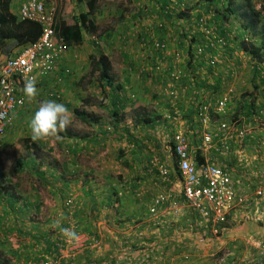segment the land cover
Listing matches in <instances>:
<instances>
[{
  "label": "crops",
  "instance_id": "crops-1",
  "mask_svg": "<svg viewBox=\"0 0 264 264\" xmlns=\"http://www.w3.org/2000/svg\"><path fill=\"white\" fill-rule=\"evenodd\" d=\"M13 1L12 10L17 13ZM152 1L157 6L155 10L153 9V13L156 12V14L153 16L152 23H155V25L151 28L156 30L158 37L164 38L170 43V50L184 48V46L179 45L178 36L175 35L179 32L177 28L182 25V21L179 18H169L165 10L160 9L164 4L168 5L170 1ZM171 1L175 2H171L169 7L181 8L183 6L181 10L186 15L182 14L180 16L185 17L184 20L202 15L207 18L209 23H212L213 11L208 10V5L201 0ZM186 8L187 10H185ZM189 13H191V16ZM159 20L165 23V29L157 27ZM130 22H132V19L126 22L127 29H121L124 44L128 45L131 41V48L123 50V54L119 58L109 57V63L112 65L109 77L112 80L115 92L109 87L105 89L109 102L106 106H103L104 108H101L103 114L100 115V123L105 119H109L111 123L108 126H113V131L114 128L119 130V136L116 138H118L117 145L120 153L114 159L111 156L97 158L98 170H93L90 167L83 169V171L86 170L85 174H90H86L87 180L83 182L82 190L78 192L79 199H75V201L82 206H86L84 210L88 211V215L90 214L89 209L95 208V205V210L101 212L98 225H103V227L99 228V233L96 236L105 241L109 233L120 234L122 239L136 243L138 250H134L131 254L138 257L142 255L143 258L145 253H151L152 257L156 256V261L153 264L263 263L264 248L258 247L257 243L264 242V120L258 122V119H255L254 112L251 111V101L248 102L247 107L242 106V104H236L238 101L235 96L233 99L237 102L231 103V114L240 112L242 120L238 122L232 121V119L229 120L233 131L229 139V150L219 149L218 146H221L222 143L218 139H214L215 146L213 148L209 150L200 148L204 134L206 132H217L219 124L215 114L211 115L212 123L208 126L199 122L197 105L194 100H200L199 102L214 101L222 96L226 91L221 90V84L223 83L221 66L223 65L224 71H228L229 74L233 62L236 61L230 59L231 53L227 51V48L220 47V49H217L216 52L221 66L216 71L209 72L205 69L209 67L207 60H205L203 64L205 68L202 65L198 68L196 74V77L204 78L203 81L200 80L202 86L199 87L196 85L198 80L192 78L188 70L187 73L190 76L184 79L186 93L181 95L179 102L175 105L178 107V104L181 103L183 108L180 111L183 114L184 127L190 139L195 160L209 161L221 166L230 173L237 193L248 196L250 199L248 204L236 202L228 215L227 223L219 226L216 232L212 230L213 228L206 227L194 210L189 208L183 200V188L179 171H175L172 164L173 160H176L171 145L174 128L173 124L164 118V115L171 108L169 105L171 100L166 102L165 97L162 98L160 84L164 82V79L159 78L158 83V80L153 77V75L157 76L152 72L156 59L154 58L155 60L153 59L154 62H152L148 59L129 57L131 53L135 52V49L139 48L137 45L140 43V39L142 47L145 46L142 42L144 41L143 34L149 30V28L142 27L139 38L135 34L136 30L128 27ZM146 24L147 22H143L144 26ZM118 33L120 34V32H108L106 37L108 45L116 44ZM169 37H172L173 40L170 41ZM196 42H198V39ZM203 45L207 47L212 45L215 48V42L212 41L205 43L204 40ZM195 46H198V44H195ZM110 47L112 46L110 45ZM229 48H232V46H229ZM4 58L5 55L0 54V62ZM79 62L80 60L77 59L76 67L72 66L70 73L69 90L72 91L70 96L75 100V97L79 96V84L82 78L78 70ZM183 62L184 59L178 62V68L182 70L185 69ZM201 64L202 62L199 63V65ZM65 65L62 58L59 62L58 71L50 78L63 74L66 69ZM73 70L77 74H73ZM142 71L145 72L141 73ZM50 78L45 79V81H49ZM64 87L66 86L64 85ZM64 89L66 90L67 87ZM133 94L135 99L132 98ZM257 97L259 98L258 103L263 107L264 87L262 93ZM239 98L242 99V97ZM112 100H117L119 104H114ZM254 109L257 111V107ZM74 113L81 117L85 112L77 109L74 110ZM251 115L254 116L253 120L244 125L243 123L246 120L244 117L248 116L251 119ZM145 118H150L153 121L151 126L147 127L145 125L143 122ZM88 119L90 121V118ZM94 124L98 125L97 123ZM142 128H145L144 130L152 129V132H155L153 134L156 135L158 141L156 147L151 148L147 144L149 140H143L144 136L142 135L146 132L138 131ZM242 128L246 129V135L243 139L239 138V132ZM73 139H75L76 144H84L83 139L80 137L76 136ZM154 160L172 170L168 181H163L159 167L153 163ZM117 168L118 170H116ZM260 189L263 192L261 196L257 194ZM160 193L170 194L180 202L181 217L179 219L174 220L166 206L161 208V212L157 217L150 214L149 208L152 201ZM109 201H112V203L110 204ZM87 217L81 220L80 224H93L90 215L88 219ZM25 221L32 224L28 219ZM109 248L108 242L105 241L102 250L93 249L89 250V253L94 251V253L92 252L94 255L102 256L108 253ZM131 249L133 248L131 247Z\"/></svg>",
  "mask_w": 264,
  "mask_h": 264
},
{
  "label": "rangeland",
  "instance_id": "rangeland-1",
  "mask_svg": "<svg viewBox=\"0 0 264 264\" xmlns=\"http://www.w3.org/2000/svg\"><path fill=\"white\" fill-rule=\"evenodd\" d=\"M47 1L55 6L56 18L66 19L68 22H74V17L78 16L81 11H85L87 8L85 3L80 4L77 0ZM169 1L170 3L168 5L164 4L163 7L160 8L162 11L166 10L164 7L170 6L171 2H175ZM253 1L255 8L259 9L264 16V0ZM13 2L15 4L14 9L17 10L18 0H14ZM98 5L101 9L99 8L93 15L96 31L94 33L85 31L83 41L71 45L68 52L64 54L63 61L66 64L65 72L59 74V76L56 75L61 80L58 81L55 76L50 78L54 75L52 74L48 77L50 78L49 81L44 80L36 84L38 95L31 100L25 96V109L16 117L13 126L8 128L1 137L0 188L2 187L3 190H0V252H5L6 257L4 258L9 261V264H30L34 262L35 256H39L41 259L43 254L49 256L52 260L57 259L59 262L57 264H77L78 259L81 260L82 264H85L84 260L87 256L86 254L89 253V250H93L92 248L89 250L85 249L78 255L65 257L60 255V252L57 254L56 247L58 244L63 243L65 239V235L61 231L62 228H67L75 233L87 232L91 235H95V233H93V228L89 227L88 224H80V222H82L81 220L85 219L87 216L88 219L89 215L87 214L88 211L84 210L86 206H82L75 201V199H79L78 192H81L82 184L87 180L86 174H90H85L86 170L83 171V169L85 167H90L93 170H98L99 165H97V158L100 156H111L112 159H114L116 155L120 153L117 145L118 138H116L117 136L113 131V126H108L111 121L105 119L100 123V115L103 114L101 108H104L103 106H106L109 102V97L105 94L106 91L103 90L101 85L102 80L100 79L98 60L99 58H105L109 61V57L119 58L122 56L123 50L131 48V41L128 45L124 44L123 32L121 29H127L126 22L131 21V19L132 22H130L128 27H132V29L136 30L135 34L138 35L139 38L142 27L154 31V28L151 27L155 25L152 21L156 12L153 13V11L157 6L152 0H99ZM181 8L177 9L179 10ZM185 10H187V8ZM189 11H191V9H189ZM189 15L191 16V13H189ZM203 18H205L206 25L211 27L212 23H209L206 17ZM143 22H147V24L144 26ZM160 22L161 20H159L157 24ZM189 22L191 25L186 26L188 37H193L196 41L198 39V44L200 45L204 43V40L205 43L208 42L209 38L206 36H204L205 39L203 38L201 30L196 26L194 17H191ZM178 27L177 31L179 30V32L175 34L176 37L179 33L182 34L185 31L181 25ZM227 27L235 28V25L234 23H228ZM108 32H120V34L118 33L117 35L116 44H110L112 47L106 42ZM171 35H173V33H171ZM169 40H173L172 37H169ZM139 41L140 43L137 45L139 48L135 49V52L131 53L129 57L132 56L137 59L143 58L154 62L153 59H156V52L148 46L142 47L141 39ZM169 44L168 42V45ZM195 44H197V42H195ZM187 46L188 44L186 43L184 48H182L185 54ZM230 46H232V48H227V51L232 52L238 63L236 64L234 62L229 70V74L228 71H224V67L223 65L221 66V63H218L217 68L214 69V71H216L218 67L221 66L223 71L221 90L227 92L232 89L234 91V98L236 96L235 99L238 101L236 104H242V106L247 107L248 102L254 100L255 103L253 107L256 108L260 105L257 96L262 93L264 87V73L262 77H254L255 74L249 57L245 53H241L242 51H237L239 49L234 51L236 43L231 42ZM169 47L171 46L169 45ZM19 49L20 48L15 49L14 52ZM108 51H110V53H108ZM175 51L176 49H172L169 52L171 54ZM7 56L9 55H5V58ZM215 56L217 57V61H219L218 55ZM208 57L209 55H207L206 59H208ZM77 59L80 60L78 70L82 78L79 84V99L75 97V100L70 96V92L72 91H70L69 88L71 67H76ZM230 59L232 58L230 57ZM2 62H0V64ZM178 64L179 63L174 64L176 68H178ZM111 69L112 65L110 64V71ZM262 69L264 72V67ZM141 70H143V68H141ZM73 74H77L76 71L73 70ZM154 78L157 79L159 83V78ZM259 79L260 81H258ZM64 85L67 87L66 90L64 89L66 88ZM160 85L161 87H159L162 89V83ZM54 92H56L59 97L51 96ZM162 94L164 95H162V98L165 97L167 100L166 102H169V98H167L168 95L164 91ZM239 97H242V99ZM132 98H134V94ZM49 99L56 100L67 106L72 124L66 131L60 132L55 136L33 141L31 138L29 121L38 108L39 102ZM235 99H233V102L236 101ZM178 105V109L183 110L181 103ZM77 109L81 112H85L84 116L86 118H90L89 124L82 121L81 117L74 113V110ZM230 116L235 122L242 120L240 112H233L232 114L230 112ZM253 117L254 116L250 119L248 116H245L244 118H246V120L243 124L245 125L252 121ZM255 119L261 122L264 120V114L255 116ZM94 123L98 125L96 126ZM67 133L82 138L84 144L79 145L80 143H78L76 145L75 139L66 137L68 136ZM153 133L152 130H149L142 135L144 136L143 140H149L147 144L151 146V148L154 146L156 147L158 142L156 140V135ZM145 146L148 147L147 145ZM73 149L79 153L77 156L73 153ZM32 152L36 154L34 155L37 159L36 162L40 164L43 163L42 166H37L35 164L33 167V165H31L32 163H29L28 156ZM18 160L24 161V168L22 171L18 168ZM44 170L47 171L50 177V183H42V181L39 180V177H43L42 173ZM58 170H60L65 179L70 180V183L72 182L71 185L69 183V186H65L63 184L64 180L58 181L57 188L60 189L61 194L54 191L56 190L54 176ZM116 170H118V168ZM4 190L7 193H4ZM11 192L16 196H23V198L35 204L40 203V208L37 211L34 207L32 210H28L27 217L24 216V212L18 213L14 211L12 209L14 203L8 198ZM62 197H64V199L69 197L67 201H71V205L66 206V204H62L60 207L59 200ZM61 208L65 210L64 214L61 212ZM90 210L91 209H89V211ZM27 219L32 220V224L25 221ZM57 221H59V224H57ZM101 227H103V225L99 226L100 229ZM106 227L109 228L107 225ZM92 252L94 253V251ZM27 256L30 257L29 261L26 259ZM39 261L36 260V262ZM41 263L40 261L39 264Z\"/></svg>",
  "mask_w": 264,
  "mask_h": 264
},
{
  "label": "built area",
  "instance_id": "built-area-1",
  "mask_svg": "<svg viewBox=\"0 0 264 264\" xmlns=\"http://www.w3.org/2000/svg\"><path fill=\"white\" fill-rule=\"evenodd\" d=\"M56 8L47 0H18L17 15L20 20H29L38 23L42 32L39 38L24 47H21L15 54L7 56L0 65V140L5 131L12 127L16 117L25 109L26 98L23 92V86L27 79L36 80V84L55 74L59 68V62L70 48L64 38L56 32L57 18ZM196 26L201 33L208 37V41L213 39L218 45H225V39L219 36L216 27L207 26L203 16L196 21ZM162 27V22L157 24ZM153 31L149 30V36L143 45L150 46L156 52V74H164L162 77L161 91L168 95L170 110L164 115L169 123L173 124V153L176 156L179 175L182 181V194L184 202L194 210L199 219L206 227L213 228L217 232L219 226H223L228 221V215L236 202L248 204V196L239 195L235 189L234 182L229 172L221 166L204 161L198 164L193 157L191 142L186 133L182 112L175 105L179 102L182 94L186 93V88L181 86L184 78V70L174 67L181 56L177 51L170 54L167 41L161 42L154 38ZM214 36V37H213ZM204 51L203 47L199 48ZM170 60H173L170 61ZM209 66L216 67L217 57L209 55L206 59ZM171 67L170 70H168ZM169 74V75H168ZM154 77H157L153 75ZM57 77V80L61 79ZM158 78V77H157ZM166 81V82H165ZM169 81V82H167ZM51 96L59 97L56 92ZM234 91L228 90L222 96L214 101L194 100L197 105V116L199 122L208 126L212 123V114L217 115L219 124L217 132H206L200 148L209 150L215 146V140L221 141L219 149L228 151L230 148L229 139L232 134L230 117V107L233 102ZM264 114V108L258 106L256 115ZM246 129L242 128L239 132V138H244ZM1 145V142H0ZM159 167L163 181H168L172 170L165 165L159 164L157 160L153 162ZM262 195L260 189L257 192ZM71 205L67 201L66 206ZM166 206L173 219L181 217L180 202L172 195L160 193L157 195L149 208L150 214L157 217L161 208ZM76 239L65 236L64 242L58 244L60 255L72 257L83 252L85 249H94L100 251L103 249L104 242L96 235L87 232H76ZM258 247L264 248V242H258ZM58 260H52L46 256L42 264H57ZM261 264H264L261 263Z\"/></svg>",
  "mask_w": 264,
  "mask_h": 264
},
{
  "label": "trees",
  "instance_id": "trees-1",
  "mask_svg": "<svg viewBox=\"0 0 264 264\" xmlns=\"http://www.w3.org/2000/svg\"><path fill=\"white\" fill-rule=\"evenodd\" d=\"M80 4L85 3L87 8L85 11H81L80 14L76 17H74V22H68L66 19L59 18L57 19L56 23V32L57 34L64 38L66 43L68 45L78 44L83 41L84 38V32L87 31L89 33H94L96 31V25L93 20V15L98 10V0H77ZM202 2L206 3L208 5L207 9L213 11V17H212V25L216 27V31L218 32L219 36L224 37L225 39V45H218L215 40L213 39L212 42H215V48L211 45L210 47H207L203 44H198V46H195V38L188 37V32L186 30L187 25H191L189 20H184L185 17L180 16L183 11L181 9H175L174 7H165V12L167 13V16L169 18H179V20L182 21V28H184V32L182 34L179 33L178 35V41L179 45L183 47L186 43L187 51L185 54V51L181 48L177 49V53L181 56V61L184 59V78L181 82V86L185 87L184 85V79L187 76H190L191 73L192 78H196L197 81V87L202 86V83L200 80H204V78L196 77L197 70L200 68L204 61L207 58V55H217L216 50L223 48H229L231 42L236 43V46L234 48V51L236 49H239L237 51H242V53H245L249 59L251 60L253 71H254V77H262L263 75V67H264V16L262 15L261 11L257 8H255L254 1L253 0H201ZM181 12V13H180ZM186 15V14H185ZM202 15L194 17L196 21H198ZM162 22V27L160 29H165V23ZM228 23H234L235 28H228ZM159 28V27H158ZM42 29L41 26L33 21L29 20H20L17 13H15L12 10V0H0V54L9 55L15 54V49L24 47L30 43L35 42L39 36L41 35ZM153 36L157 34L156 30L153 32ZM149 36V33L146 32L143 34V43H145V40ZM251 36V38H250ZM154 38L160 40L161 42L167 41L166 39H162L161 37H158L157 35L154 36ZM238 42V43H237ZM211 44V42H210ZM147 46V45H146ZM150 48V46H148ZM203 47L204 51L200 52L199 48ZM170 49V47H169ZM175 51V52H176ZM174 52V53H175ZM230 57L232 60L237 62V59L235 56L230 52ZM185 54V55H184ZM229 54V53H228ZM200 56V58H198ZM206 56V57H205ZM203 59V60H202ZM179 60V61H180ZM173 62V60H170ZM202 62L201 65L199 63ZM235 62V63H236ZM157 61L154 62V65L152 67V70L155 71ZM219 61H216V67L218 66ZM234 63V62H233ZM238 63V62H237ZM236 63V64H237ZM187 64V65H186ZM98 66L100 71V79L102 80V87L105 90L107 87L112 89L114 92V86L112 84V80L109 77L110 73V63L105 58H99L98 60ZM197 66V68H196ZM205 68V65L202 66ZM171 67L168 69L170 70ZM207 71L211 72L213 71V67L209 66L208 68H205ZM158 78H164L166 77V72L164 74L157 73ZM169 75V74H168ZM200 78V79H199ZM264 79V77H263ZM264 81V80H263ZM186 88V87H185ZM112 99V97H111ZM113 101V100H112ZM114 104H119L117 100L113 101ZM254 100L250 102L251 105V111L254 112L255 109L253 107ZM83 113L81 115L82 121L85 123H90L89 119L84 117ZM147 127L151 126L152 120L150 118H145L143 121ZM146 127V128H147ZM145 128H142V132H146L152 129L144 130ZM115 134L118 137V129L114 128ZM155 133V132H154ZM68 136L71 139L76 138L75 135L68 134ZM77 145V144H76ZM172 145V151H173V143ZM73 153L77 156L79 153H77L73 149ZM36 155L34 152H32L28 156L29 163H32L33 167L35 164L37 166H42L43 163H37V159L34 156ZM198 164L203 163V160L196 161ZM71 163V162H70ZM18 168L22 171L24 168V161L18 160L17 162ZM175 171H178V166L176 164V160L172 162ZM39 169V168H38ZM53 169V168H52ZM43 177H39V180L42 181V183L49 182L50 183V177L48 176L47 171L44 170L42 173ZM2 176V175H1ZM3 177V176H2ZM55 184H56V191L61 194L60 189L57 188V183L59 180H64V185L69 186L70 180L65 179L64 176H62V173L60 170H58L57 173H55L54 176ZM0 190H3L1 187ZM14 192V191H13ZM11 192L8 195V198L10 201L14 203L13 210L21 213L24 212V216L27 217V212L32 210V208H36V211L40 208V203H33L28 201V199L23 198V196H16L14 193ZM4 193H7L4 190ZM69 198V197H68ZM64 199L62 197L59 200L60 207L62 204L67 203V199ZM153 202V201H152ZM111 204L112 201H109ZM29 210V211H28ZM61 212L64 214L65 210L61 208ZM90 218L93 219V224H89L88 226L93 228V233L95 235L99 233V225L98 222L100 221L101 212H97L95 208H92L90 210ZM32 222V220H29ZM109 244V251L106 255L102 256H96L92 252H90L85 257V264H153L156 261V256L152 257L153 255L151 253H145V257L141 255L138 257L137 255L131 254L134 250H138L136 248L135 242H130L129 240H124L121 238L120 234L114 235L112 233L108 234L107 240H105ZM104 242V241H103ZM57 246V245H56ZM131 247L133 249H131ZM57 254L59 252L58 246L56 247ZM0 264H9V261H7L4 257L5 252H0ZM46 255H42L41 259L39 256H35L34 262H31L30 264H39V262L43 261ZM27 261H29L30 257H26ZM40 259V261H39ZM39 261V262H36ZM77 264H82L81 260H77ZM72 263V262H71ZM42 264V263H41ZM74 264V263H73Z\"/></svg>",
  "mask_w": 264,
  "mask_h": 264
},
{
  "label": "clouds",
  "instance_id": "clouds-1",
  "mask_svg": "<svg viewBox=\"0 0 264 264\" xmlns=\"http://www.w3.org/2000/svg\"><path fill=\"white\" fill-rule=\"evenodd\" d=\"M201 35L203 34L201 33ZM36 83V80L31 78L27 79L24 83L23 92L29 100L38 95ZM253 114L257 116L256 110ZM71 124L72 119L69 114V109L65 104L51 99L40 101L38 108L35 110L29 121L31 138L33 141H37L50 136H55L60 132L66 131ZM57 224H59V221H57ZM61 231L67 237L73 239L77 238L76 233L67 228H62Z\"/></svg>",
  "mask_w": 264,
  "mask_h": 264
}]
</instances>
